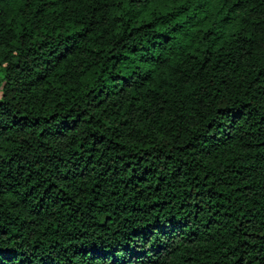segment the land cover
<instances>
[{"label": "trees", "instance_id": "obj_1", "mask_svg": "<svg viewBox=\"0 0 264 264\" xmlns=\"http://www.w3.org/2000/svg\"><path fill=\"white\" fill-rule=\"evenodd\" d=\"M0 264H264V0H0Z\"/></svg>", "mask_w": 264, "mask_h": 264}]
</instances>
